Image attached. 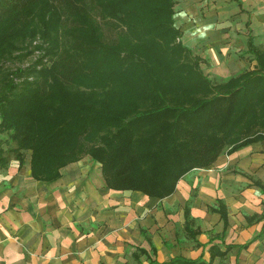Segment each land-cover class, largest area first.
<instances>
[{"label":"trees","instance_id":"1","mask_svg":"<svg viewBox=\"0 0 264 264\" xmlns=\"http://www.w3.org/2000/svg\"><path fill=\"white\" fill-rule=\"evenodd\" d=\"M174 6V0H0V171L11 160L20 168L29 156L32 179L51 183L61 168L88 156L100 165L106 188L163 199L192 170L264 141V48L248 34L253 69L209 78L203 60L181 43ZM96 120L109 123L94 131ZM98 131L106 138L101 143ZM247 177L264 194V184ZM217 204L210 210L225 227L226 206ZM190 222L186 207L184 230L194 238ZM233 247L211 245L207 262L201 256L158 262L135 250L147 264H211Z\"/></svg>","mask_w":264,"mask_h":264},{"label":"crops","instance_id":"2","mask_svg":"<svg viewBox=\"0 0 264 264\" xmlns=\"http://www.w3.org/2000/svg\"><path fill=\"white\" fill-rule=\"evenodd\" d=\"M174 1V25L182 33L181 43L203 60L205 75L227 79L253 69L255 61L246 53V41L250 34L253 43L264 48V0H221L226 9L218 14L190 10L188 0H182V10L190 16L186 18L183 11L179 25ZM95 164L89 157L70 163L51 183L32 179L29 156L20 168L11 160L7 169L0 171V264H147L135 247L158 262L199 256L207 262L211 245L224 251L228 244L234 247L225 257L241 264V255H248L257 243L259 248L262 245L264 211L246 217L250 226L233 236L230 217L234 210L227 190L237 181L234 170L253 172L258 178L252 179L264 184L260 177L264 173V141L221 155L208 168L192 170L177 182L175 192L163 199L106 188ZM258 192L264 205V194ZM191 194L189 227L197 232L194 238L184 230L183 214L178 218L170 212ZM217 201L226 206L225 227L210 210L217 208ZM194 240L198 241L196 247ZM250 241L247 249H238ZM222 259L215 257L211 264Z\"/></svg>","mask_w":264,"mask_h":264},{"label":"rangeland","instance_id":"3","mask_svg":"<svg viewBox=\"0 0 264 264\" xmlns=\"http://www.w3.org/2000/svg\"><path fill=\"white\" fill-rule=\"evenodd\" d=\"M189 2V7L191 9H195V11H201V14H211V13H216L218 14L221 11H224V4H226L225 1L221 0H209V2H199L198 0H188ZM177 6H176V24L179 25V22L181 23L183 21L184 15H182V12H185L186 18L190 16V14L182 10L183 5H185L182 0H177ZM226 9V8H225ZM227 12H231L230 9H227ZM230 15V14H229ZM230 17H232L230 15ZM104 34L108 33L104 28H103ZM109 34V33H108ZM60 41L62 43H66V38L62 37L60 38ZM65 49H70V47H66ZM50 65V62L47 64ZM215 80V79H214ZM107 120H96L92 124V130H96L97 127H106L108 125ZM98 142H103L106 138L104 136L103 131H98L97 135ZM5 147V146H4ZM221 156V155H220ZM88 157V156H86ZM12 158V157H11ZM95 165L98 166L101 172L100 165L96 163ZM235 174L238 176H235V179L237 181L229 184V189L227 190V198H229V204L232 205L234 213L231 214L230 217V228H232V235L235 236L238 234L239 230L242 228H247L250 225H247V221L245 220L246 217L256 213L259 209L264 211V205L261 200H259V192L258 189L255 187H252L249 185L251 182L250 179L247 177L251 178H258L253 172L246 173L243 171L239 170H234ZM260 177L263 179L262 181L264 182V173L260 175ZM4 187V185H2ZM196 188L194 189V194L196 192ZM192 193V191H191ZM192 198V199H191ZM190 200V203L188 202ZM193 202V197L192 194L189 196L188 200H183L182 203H178V207L174 208L173 210H170V212L173 215H178V218L182 217L183 214V219H184V209L187 207L188 209L191 207V204ZM238 204L237 209L234 207L235 204ZM236 211V212H235ZM180 214V215H179ZM262 215V214H261ZM191 220V218H190ZM246 221V222H245ZM236 225V226H235ZM233 226V227H232ZM165 234V232H164ZM214 236V234H212ZM219 235V234H218ZM225 239V238H224ZM226 241V239H225ZM198 241L194 240V247H196ZM224 242V240H223ZM258 245V246H257ZM255 246L254 250L251 251L248 255H245L243 257L241 255V264H264V249H261L262 246H264V240L262 241V245L259 248V243H257ZM223 247V246H222ZM258 247V248H257ZM232 260V261H231ZM229 259L227 257L223 258L219 264H233V259Z\"/></svg>","mask_w":264,"mask_h":264}]
</instances>
